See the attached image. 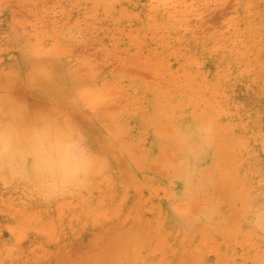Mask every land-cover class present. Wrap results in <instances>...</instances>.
<instances>
[{
    "label": "rangeland",
    "instance_id": "1",
    "mask_svg": "<svg viewBox=\"0 0 264 264\" xmlns=\"http://www.w3.org/2000/svg\"><path fill=\"white\" fill-rule=\"evenodd\" d=\"M0 37V94L100 160L50 200L0 183V264H264V0H0Z\"/></svg>",
    "mask_w": 264,
    "mask_h": 264
},
{
    "label": "clouds",
    "instance_id": "2",
    "mask_svg": "<svg viewBox=\"0 0 264 264\" xmlns=\"http://www.w3.org/2000/svg\"><path fill=\"white\" fill-rule=\"evenodd\" d=\"M211 142V129L185 138L197 157ZM99 158L83 135L50 113H30L10 93L0 94V183H24L45 200L85 185L98 171ZM242 218L254 234H264V199L249 197Z\"/></svg>",
    "mask_w": 264,
    "mask_h": 264
},
{
    "label": "bare ground",
    "instance_id": "3",
    "mask_svg": "<svg viewBox=\"0 0 264 264\" xmlns=\"http://www.w3.org/2000/svg\"><path fill=\"white\" fill-rule=\"evenodd\" d=\"M119 1V0H118ZM134 2V1H133ZM92 4V3H91ZM94 4V3H93ZM124 5V4H123ZM129 8V7H128ZM132 9V8H131ZM129 12V11H128ZM126 15V14H125ZM128 16V15H127ZM127 23V22H126ZM131 27V26H130ZM1 28H2V26H1ZM0 38H2V37H0ZM7 46V45H6ZM1 49V48H0ZM61 51V50H60ZM66 54V53H65ZM29 55V54H28ZM39 55H41V54H39ZM43 56V55H42ZM59 56V55H58ZM39 57V56H38ZM41 57V56H40ZM38 62V61H37ZM41 63V62H40ZM39 63V65H41ZM44 63V62H43ZM50 64H51V62H50ZM65 64V63H64ZM24 66V65H23ZM50 65H48V67H49ZM47 67V68H48ZM61 68V67H60ZM60 70H62V68L60 69ZM60 73H63V72H60ZM73 75V74H72ZM80 75V74H79ZM78 75V76H79ZM74 76V75H73ZM82 76H84V75H82ZM26 77V76H25ZM76 77V76H75ZM32 79V78H31ZM71 79V78H70ZM74 79H76V78H74ZM46 80V79H45ZM1 81V80H0ZM9 81V80H8ZM32 81V80H31ZM4 82H6V81H4ZM16 82V81H15ZM17 83V82H16ZM56 84V83H55ZM2 86V85H1ZM65 87V86H64ZM60 89H62V88H60ZM67 92H68V90H67ZM58 92H56V94H57ZM64 93V92H63ZM59 95V94H58ZM63 95V94H62ZM61 95V96H62ZM60 96V97H61ZM64 96V95H63ZM63 96H62V98H63ZM23 97V96H22ZM76 97V96H75ZM25 98V97H24ZM29 98V97H28ZM33 98V97H32ZM61 98V99H62ZM81 98V97H80ZM65 100V99H64ZM32 101H34V100H32ZM54 101V100H53ZM61 101V100H60ZM67 101V100H66ZM39 103V102H38ZM59 104V103H58ZM45 105H47V104H45ZM62 107V106H61ZM74 108V107H73ZM62 109V108H61ZM65 114V113H64ZM69 120V119H68ZM74 121H75V119H73ZM71 122V121H70ZM77 122V121H76ZM75 123V122H74ZM80 124V123H79ZM75 125V124H74ZM91 128V127H90ZM106 138V137H105ZM108 146V145H107ZM111 148V147H110ZM114 150V149H113ZM115 151V150H114ZM117 152V151H116ZM125 159V158H124ZM126 162V161H125ZM118 165V164H117ZM157 168V167H156ZM123 170V169H122ZM154 170V169H153ZM157 170V169H156ZM155 170V171H156ZM17 201V200H16ZM33 201H35V200H33ZM24 203V202H23ZM44 204V203H43ZM32 207V206H31ZM9 218V217H8ZM30 219V218H29ZM124 219H126V218H124ZM132 220V219H131ZM15 222V221H14ZM30 222H31V219H30ZM123 222V221H122ZM127 223V222H126ZM13 224V223H12ZM129 224V223H128ZM121 228V227H120ZM122 229V228H121ZM109 230V229H108ZM114 230V229H113ZM105 231V230H104ZM101 232H102V230H101ZM108 232V231H107ZM100 233V232H99ZM130 233V232H129ZM98 234V233H97ZM134 237V236H133ZM127 240V239H126ZM151 245V244H150ZM149 246V245H148ZM34 251V250H33ZM32 253V252H31ZM36 257V256H35ZM63 257V256H62ZM72 257V256H71ZM48 259V258H47ZM64 259V258H63ZM69 260V259H68ZM30 261V260H29ZM61 262H63V261H61ZM55 264V263H54Z\"/></svg>",
    "mask_w": 264,
    "mask_h": 264
}]
</instances>
